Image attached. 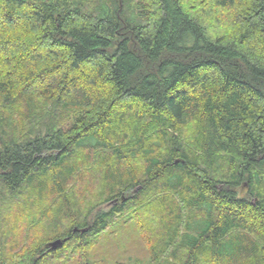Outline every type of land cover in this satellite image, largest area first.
Returning a JSON list of instances; mask_svg holds the SVG:
<instances>
[{"label":"trees","instance_id":"1","mask_svg":"<svg viewBox=\"0 0 264 264\" xmlns=\"http://www.w3.org/2000/svg\"><path fill=\"white\" fill-rule=\"evenodd\" d=\"M1 205L0 264L129 210L149 264H264V0H0Z\"/></svg>","mask_w":264,"mask_h":264},{"label":"rangeland","instance_id":"2","mask_svg":"<svg viewBox=\"0 0 264 264\" xmlns=\"http://www.w3.org/2000/svg\"><path fill=\"white\" fill-rule=\"evenodd\" d=\"M82 174L81 182L76 183L74 186L75 190L85 188L90 193L89 197L94 198L93 202L102 205L101 198L96 193L98 187L97 177H95L96 174L94 171L86 169H83ZM0 208H3V206L1 205ZM14 208V205H11L7 211L2 209V220L12 218L15 212ZM131 213L129 210L124 215L114 217L109 222L108 227L100 234L96 236H85L80 241V243L83 242L81 243L83 244L82 247L75 249L73 248L75 246L74 243L71 247L57 251L45 258L43 257L44 259H41L42 263L40 262L39 264H149L150 256L148 245L143 238L141 227L138 226V224H141L139 220L141 216L136 217ZM7 229L11 228L8 226ZM12 236L11 239L15 241L13 250L7 247H4L3 250L6 257L11 255L16 260L17 255H21L18 252L21 253L22 249H25L27 243L30 241L26 237L25 231H19ZM32 237L38 243L44 239L42 233H34Z\"/></svg>","mask_w":264,"mask_h":264},{"label":"water","instance_id":"3","mask_svg":"<svg viewBox=\"0 0 264 264\" xmlns=\"http://www.w3.org/2000/svg\"><path fill=\"white\" fill-rule=\"evenodd\" d=\"M115 203H116V201L110 202V203L107 204V206H111V205H113ZM75 231H76V229H73V232H75ZM79 232L80 233H86L87 229L79 230ZM62 244H63V242L61 240L57 239V240H54V241L48 243L46 245V247L48 248L49 251H55L58 248H60L62 246Z\"/></svg>","mask_w":264,"mask_h":264},{"label":"bare ground","instance_id":"4","mask_svg":"<svg viewBox=\"0 0 264 264\" xmlns=\"http://www.w3.org/2000/svg\"><path fill=\"white\" fill-rule=\"evenodd\" d=\"M73 110H71V112H72ZM81 148V147H80ZM87 148V147H86ZM82 173V172H81ZM67 182V181H66ZM113 202V201H112Z\"/></svg>","mask_w":264,"mask_h":264}]
</instances>
